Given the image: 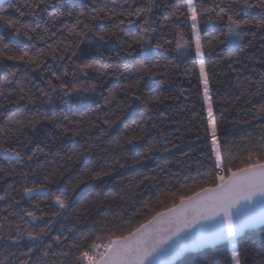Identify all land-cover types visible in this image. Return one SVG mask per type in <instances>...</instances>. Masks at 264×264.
<instances>
[{
    "label": "snow or ice",
    "instance_id": "6c2138e0",
    "mask_svg": "<svg viewBox=\"0 0 264 264\" xmlns=\"http://www.w3.org/2000/svg\"><path fill=\"white\" fill-rule=\"evenodd\" d=\"M241 6L256 10L257 15L242 14ZM55 7V0H4L0 3V27L6 35L30 42L24 45L0 34V67L7 69L0 79V132L7 138L0 147L20 157L19 170L16 167L8 171L0 168V173L41 176L43 181L39 187L24 186L21 199L44 193L55 208L53 217L73 207L70 196L50 187L66 184L68 169L45 168L36 152L31 155L25 152L34 146L40 150V155H49L24 131L36 132L43 120L72 137L79 136L83 130L80 127L83 116L77 121L63 114L49 115L41 111L44 105H51L56 96L95 94L114 78L120 83L116 90L108 89L109 96L105 100L106 105L117 101L118 111L105 113L114 118L103 123L111 129L117 121L129 115L131 123L125 125L122 137L129 145H135L148 135L150 129L146 125L151 116L147 120L144 116L152 110L153 103H163L159 96L146 91L150 86L148 82L168 75L155 58L154 50L159 49L181 57L189 51L194 52L198 94L207 113V135L211 139L209 159L214 157L212 171L206 179L186 183L187 191L174 194L171 204H165L164 210H153L144 202L150 215L133 222L129 216L138 217L141 213L135 206L125 207L119 220L114 217L115 222L102 223L88 234L82 231L79 237L71 240L68 236L53 235L49 231L52 224L35 211L22 208L17 213L13 204L19 205L20 200L13 196V203L0 210V241L6 240L17 250L0 258V264H175L186 253L225 241L231 246V255L221 264H264V256L254 262L248 259L247 253L237 249L236 243L245 229L264 223V106L254 112L252 118L259 122L255 126L262 129L258 138L249 133V141L242 145L239 154L229 151L226 156L227 137L222 141L218 135L213 112L210 85L214 74L205 63V58L222 45L239 51L255 44L264 48V0H116L113 7H109L106 0H89L79 10L62 4L59 13L50 11ZM158 12L162 15V24ZM104 21H108V27L104 26ZM202 24L218 25L211 38H206ZM122 25H128L129 31H124ZM133 26L138 31L132 32ZM158 27L166 30L167 36L158 32ZM94 40L103 42V45L114 43L119 46V51L113 57L105 56L107 49L103 45L81 47L91 45ZM137 49L141 52L139 57L136 56ZM224 50L228 52L226 59L231 61L229 48ZM125 56L133 57L136 62H126ZM57 62L62 68L60 73L54 70ZM232 66L230 62L228 67ZM107 69H111L110 74ZM94 72L99 73L97 78L84 79L90 78ZM35 80L42 84L35 83ZM117 91L124 94L122 100H118ZM244 91L248 93L246 103L249 104L252 97H264V79L255 92L248 88ZM21 102H24L23 108L19 107ZM137 110L144 113L139 120L134 118ZM245 123L251 124L252 120ZM91 127L99 128L100 123H93ZM151 128H157V125L153 123ZM102 131L106 134V130ZM9 141H14L15 146ZM145 150L158 153L161 148L149 141ZM163 150L170 151L167 147ZM25 160L35 161L38 170H25ZM125 167L126 164H120L121 169ZM108 175L110 172L105 171L90 179H102ZM84 182L80 179L71 185L72 191L75 192ZM258 205L259 212L256 211ZM35 208L39 209L40 204L35 203ZM14 216L18 218L10 219ZM32 221L43 223L32 224ZM121 221H127L129 226L120 227ZM54 245L67 250L57 251Z\"/></svg>",
    "mask_w": 264,
    "mask_h": 264
},
{
    "label": "trees",
    "instance_id": "16d2710c",
    "mask_svg": "<svg viewBox=\"0 0 264 264\" xmlns=\"http://www.w3.org/2000/svg\"><path fill=\"white\" fill-rule=\"evenodd\" d=\"M3 2L4 0L0 1V3ZM106 2L109 7H113L116 0H106ZM88 3L89 0H55L56 7L50 11L59 13L62 10V4L79 10ZM241 12L246 15H257L256 10L242 6ZM157 15L161 16L159 23L162 24L161 13L158 12ZM56 22L60 23L59 20ZM103 24L105 27L109 26L108 21H104ZM121 27L124 31H129L128 25ZM201 27L203 33L207 34L206 38H211L218 25L202 24ZM131 31L136 32L138 29L133 26ZM158 32L167 36L164 29L158 27ZM0 34L6 35L2 27H0ZM6 39L19 40L24 45L30 44L21 38L7 35ZM247 39L245 37V40ZM101 45L103 42L94 40L91 45H81V47ZM103 47L107 49L105 56L115 57L119 51V46L114 43L103 45ZM225 47H228L232 54L231 61L226 59L228 52L224 50ZM154 52L156 53L155 58L160 61L162 69L168 75L152 78L148 82L150 86L146 91L163 100L160 104L153 103L152 110L144 116L145 120L151 116V120H148L146 125L150 129L148 135L135 145H129L122 138L125 125L131 123L129 115L117 121L111 129L103 123L106 119L114 118L106 116L105 113L118 111L117 101H111L106 105L105 100L109 96L108 89L116 90L120 83L114 78L109 80L104 89L97 90L95 94L87 93L63 98L56 96L52 104L44 105L41 111L49 115L63 114L77 121L83 116L80 125L83 130L79 136L72 137L70 134H63L62 129L43 120L36 132L31 129L24 131L29 138L39 143L40 149L49 152V155L47 157L40 155V150L34 146L25 149V152L27 155L36 152L45 168L56 167L60 171L68 169L67 183L50 187L70 196L73 207L53 217L52 213L55 208L44 193H35L32 198L21 199L23 197L22 188L24 186L39 187L43 182L41 176L22 177L0 173V210L6 204L13 203L12 197L14 196L20 200L19 205L13 204L17 213H20L22 208L35 211L38 216L42 215L45 221L52 224L49 231L53 235L68 236L71 240L79 237L82 231L88 234L98 229L102 223L115 222L114 217L115 220H119L125 207L135 206L141 213L138 217L129 216L133 222L150 215L144 202H147V206L153 210H164L165 204H171L174 194L178 195L182 191H187L186 183L191 184L193 179H206L210 176L214 157L209 159L211 139L207 135V113L203 110L202 99L198 94V67L194 62V52L189 51L185 57L164 51V49L154 50ZM140 54V50L137 49L136 56L139 57ZM125 61L136 62L133 57L128 56H125ZM169 61L171 63H168ZM230 62L233 65L232 68L228 67ZM205 63L214 74L210 85L213 112L219 128L218 135L222 141L224 137H227L229 148L225 149V155L227 156L229 151L238 155L242 145L249 141L248 134L251 133L253 138H258L262 130L255 126L259 122L252 118L253 113L259 112L261 106H264V97L255 96L252 97L251 104L246 103L248 93L244 89L248 88L255 92L261 79H264V48L255 44L239 51L231 46L222 45L211 56L205 58ZM54 70L57 73L62 72L58 62L54 64ZM6 71V68L0 67V79ZM107 72L110 74L111 69H107ZM98 76L99 73L94 72L90 78L84 79H95ZM49 78H51L50 74ZM35 83L42 84L39 80H35ZM123 96L122 92L117 91L118 100H122ZM19 107L23 108L24 102H21ZM129 112L131 113L132 110ZM141 115H144L143 111L137 110L134 118L139 120ZM247 120H252V123H245ZM93 123H100V127H91ZM153 123L157 125V128H151ZM102 129L106 130V134ZM6 138L5 133L0 132V144H5ZM149 141L155 143L161 151L146 152ZM9 143L15 146L14 141H9ZM165 147L170 151H164ZM69 157L72 158L69 159ZM19 162L20 157L0 147V168L8 171L16 167L19 170ZM121 163L126 164V167L121 169ZM24 164L27 171L38 170L35 161L25 160ZM105 171L110 172V175L102 176V179H90L91 176L102 175ZM80 179L85 182L80 183L73 192L71 185L78 183ZM18 189L20 191H17ZM162 201L164 203H161ZM35 203L40 204L39 209L35 208ZM17 218L10 217V219ZM31 223L42 224L43 221H32ZM119 226L127 228L129 225L127 221H121ZM70 228L73 229L72 232L68 231ZM236 243L237 249L242 253H247L248 259L258 262L264 256V227L247 232ZM55 247L57 251L67 250L63 246ZM16 250L15 245H10L6 240L0 241V258ZM230 255L231 246L225 243L214 249L188 254L177 264H221L223 260L229 259ZM12 259L15 261L16 258Z\"/></svg>",
    "mask_w": 264,
    "mask_h": 264
},
{
    "label": "water",
    "instance_id": "95a60500",
    "mask_svg": "<svg viewBox=\"0 0 264 264\" xmlns=\"http://www.w3.org/2000/svg\"><path fill=\"white\" fill-rule=\"evenodd\" d=\"M260 210H261V208H260V206L258 205L256 211L259 212ZM262 227H264V223L258 224L257 226H255V227H253V228L245 229V231H244L243 233H241V234L237 237V240L240 239V238H242L247 232H249V231H253V230H257V229H260V228H262ZM225 243H228V242L225 241V242H222V243H219V244L215 245L214 247H205V248L200 249L199 251H196V252H189V253H186L184 256L178 258V259L175 261V264H177L178 261H180L181 259H183V258H184L185 256H187L188 254H197V253L203 252L204 250H207V249H214V248H216V247H218V246H220V245H223V244H225Z\"/></svg>",
    "mask_w": 264,
    "mask_h": 264
},
{
    "label": "rangeland",
    "instance_id": "374dc122",
    "mask_svg": "<svg viewBox=\"0 0 264 264\" xmlns=\"http://www.w3.org/2000/svg\"><path fill=\"white\" fill-rule=\"evenodd\" d=\"M0 1H2V0H0Z\"/></svg>",
    "mask_w": 264,
    "mask_h": 264
}]
</instances>
